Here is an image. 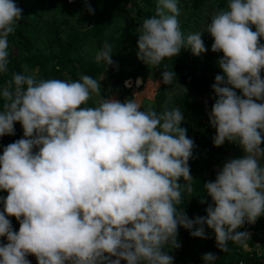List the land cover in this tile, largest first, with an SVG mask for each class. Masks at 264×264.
Listing matches in <instances>:
<instances>
[{
    "label": "clouds",
    "instance_id": "1",
    "mask_svg": "<svg viewBox=\"0 0 264 264\" xmlns=\"http://www.w3.org/2000/svg\"><path fill=\"white\" fill-rule=\"evenodd\" d=\"M179 14L178 0H156L155 15L137 29L136 55L153 67L182 47L199 55L206 51L201 31L213 38L211 51L223 53L217 61L223 75L211 85L212 142L236 141L245 155L225 162L203 185L214 207L194 219L177 211L182 192L193 190L187 163L193 141L180 126V108L143 111L134 99L101 97L98 80L88 75L38 80L25 66L0 88V136L14 134L16 121L23 128V138L0 154V190L7 192L0 197V237L7 241L0 244V264H30L29 253L37 264H173L163 249L180 246L178 225L201 238L207 225L222 250L229 240L248 239L234 230L264 215V102H257L264 101V0H227L226 10L187 35ZM20 19L15 0H0V73L8 71V37ZM111 52L105 42L96 62L111 65ZM174 81V72L161 73L163 84ZM93 94L99 102L81 107ZM181 177L187 183H178ZM8 216L17 219L18 231ZM201 258L216 259L211 252Z\"/></svg>",
    "mask_w": 264,
    "mask_h": 264
},
{
    "label": "trees",
    "instance_id": "2",
    "mask_svg": "<svg viewBox=\"0 0 264 264\" xmlns=\"http://www.w3.org/2000/svg\"><path fill=\"white\" fill-rule=\"evenodd\" d=\"M67 0H15L22 9V19L18 21L15 31L8 37L9 63L8 71L0 73V88L11 80L13 73H24L25 66L28 72L40 79L77 80L81 75H88L97 79L101 87L107 83L112 93H118L124 99H132L129 88L123 86L125 80L140 77L145 79L148 73H161L166 69L175 73L174 84L156 86L151 96L155 103L154 110L162 112L165 107L180 108L184 119L180 126L193 133L188 136L193 141L192 155L187 161L192 177V192H182L181 202L176 205L177 211L184 213L189 219L206 216L205 209L214 202L207 195L203 185L213 182L217 172L223 164L229 161L227 150L238 145L236 141H228L219 146L213 145L215 128L210 125L209 112L215 102L216 96L213 90L203 91L198 82L201 73H205L215 83L217 74L223 75L217 61L223 55L222 52H213L210 46L213 38L207 37L201 32L206 51L193 55L188 48H181L174 57H168L161 61L160 65L153 67L137 58V29L145 18L155 15L156 0H78L76 6L80 8V14L75 20L68 16L59 17L57 11H63L56 6L65 5ZM85 4L93 9L90 14ZM128 4V7L121 10ZM182 4L189 8L188 15L180 23V29L184 35L192 31H201L210 17L220 10L227 9V0H178V7ZM53 11V14H51ZM128 13L131 14L128 18ZM68 27L62 38L58 30ZM255 30L254 25H250ZM107 42L111 45V65L104 66L103 62L97 63L96 53ZM264 43V40H260ZM86 43H94L95 53L89 57L82 55ZM166 68V69H165ZM264 78V71L260 73ZM102 76L101 78H99ZM231 87V86H229ZM237 95H241L239 89H233ZM211 94L206 103L197 98L203 94ZM255 99V98H253ZM3 99L0 97V110ZM95 106L93 98L86 105ZM199 117L198 126L193 123L194 115ZM201 121V122H200ZM193 123V124H192ZM192 125V128H191ZM23 137V128L19 121L14 122V134L1 136L0 150L9 143ZM264 148V138L260 145ZM197 149H200L198 155ZM208 161L207 165L201 163ZM264 163V157H262ZM178 183H187L179 178ZM7 192L0 190V197H5ZM204 201L201 203V201ZM0 211L2 201H0ZM263 220L259 221L262 224ZM11 221L13 231H18L19 222L13 216L7 217ZM194 225L193 227H195ZM205 237L190 239L185 228L177 226L176 239L180 243L178 248H164L168 255H172L173 264H204L202 255L211 252L216 259L212 264H264L255 256H249L246 249L241 247L243 242L227 241L226 249L216 246L215 234L211 228L204 225ZM240 231V230H239ZM5 237H0V244L6 243ZM107 255V254H105ZM111 258V257H110ZM121 264H126L123 261Z\"/></svg>",
    "mask_w": 264,
    "mask_h": 264
},
{
    "label": "rangeland",
    "instance_id": "3",
    "mask_svg": "<svg viewBox=\"0 0 264 264\" xmlns=\"http://www.w3.org/2000/svg\"><path fill=\"white\" fill-rule=\"evenodd\" d=\"M77 1L78 0H67L66 1L67 3L65 5L60 4V5L56 6V9L57 8L63 9V11H60V12L57 11L56 12V15L59 16V17H62V16H66L68 14V16H69V18L71 20H75L76 18H78L79 14H80V8L76 6V2ZM127 7H128V4L125 5V7L122 8L121 10L123 11ZM179 9H180V14L177 17V19H178L179 24H180L183 21V19L188 15V13H189L190 10L184 4H182L179 7ZM51 14H53V11H52ZM130 16H131V14L128 13V18H130ZM204 27H203V29H204ZM67 28L68 27L65 26V28L63 27V28H61V29L58 30V34H59L60 38H62V36H64V34L66 33V30H68ZM201 32H204L207 37L209 36V33L207 31H201ZM192 33H194V31H192ZM188 49H190V48H188ZM94 53H95V51H94V43H86V45L84 47V52L82 53V55H86L87 57H89V56L93 55ZM155 74H156V76H154V77H155L156 80H152L151 77H153V76L150 75V73H148L146 75L145 79H144V82H143L144 85H141L140 88L138 89L139 91L137 92V95H139L138 97L141 98L140 99V102L141 101H144L145 99L146 100H149V101L152 100L151 96L153 95V92H154V90L156 88V85H157L154 81H157V83H159V84H160V81H161L160 80L159 73H155ZM101 77L102 76H100L99 78H101ZM131 79L133 80V82H129V83H130V87L131 86L133 87L131 89V92H132V90L135 89L134 87H136V80L134 78H131ZM125 81H128V80H125ZM125 81L123 82V86L125 88H127L128 86H125ZM104 84L105 85L103 87H101V90H100L101 97L116 99V100H119L121 102H123L125 100L124 99L125 97H122V96L120 97V95L118 93H112L109 84H107V83H104ZM101 97H97V96H95L93 94V96H91L90 98H93L94 99V102L95 103H98L99 100L101 99ZM209 98H212V95L211 94L209 95V94L205 93V94L201 95L200 97H198L197 99L200 100L202 103H206V101ZM134 100H136L138 102L137 97L134 98ZM141 103L143 105L142 106L143 111H146L144 109H147V110L149 109V106L150 105H146V104H149L148 101L141 102ZM199 117H201V115H197L196 114V115L193 116V123L196 122L197 126H198V122H199ZM191 128H192V125H191ZM184 129H186V136L188 137V136H190L193 133L194 127H193L192 130H189L188 129V125H185L184 126ZM197 151H198V155H199L201 150L200 149H197ZM208 163H209L208 161H204L201 164L202 165H207ZM183 181H184V179H183Z\"/></svg>",
    "mask_w": 264,
    "mask_h": 264
},
{
    "label": "crops",
    "instance_id": "4",
    "mask_svg": "<svg viewBox=\"0 0 264 264\" xmlns=\"http://www.w3.org/2000/svg\"><path fill=\"white\" fill-rule=\"evenodd\" d=\"M150 75H152L153 77H151L152 78V80H156L155 79V77L154 76H156V74L154 73H150ZM137 78H140V77H136V78H134L135 80H137ZM140 80H141V83L140 84H138L137 85V83H136V87H134L135 89L134 90H132V92H131V89L133 88L132 86L130 87V86H128L127 88H129V93L130 94H132V96H133V98L132 99H134V98H136L137 97V100H138V103L140 104V106H141V109L140 110H143V108H142V103L141 102H145V101H148L149 102V104H146V105H150L149 106V108L151 107V109H154V107H155V103L153 102V100H144V101H141L140 102V97H138L139 95H137V92L139 91L138 89L140 88V86L141 85H144L143 84V82H144V80L142 81V79L140 78ZM128 81L129 82H133V80L132 79H128ZM157 85H159V83H157V81H154ZM156 85V86H157ZM151 102V103H150ZM258 103L259 102H264V101H257ZM145 105V104H144ZM147 107V106H146ZM144 110H146L147 111V109H144ZM262 138H264V133H262ZM227 154H228V156H229V160H231V159H235V158H241V157H243L244 155H245V153H244V151H243V148H242V146L240 145V144H238V145H235V146H233V147H231L230 149H228L227 150ZM259 163L261 164V166H264V163L262 162V157L259 159ZM7 195V194H6ZM6 197V196H5ZM2 210H3V205H2ZM262 221L263 220V216L261 215L260 217H258L257 219H256V221L254 222V223H250V225H252L253 226V228H254V230H253V234H252V236H251V238L247 241V242H242L241 243V247L243 248V249H247V247L249 246V244L251 243V240L253 239V240H258L259 242H260V244H261V248L264 250V222H262V224L261 223H259V221ZM26 259H28L29 261H30V264H37V261H36V258H35V256L33 255V254H27L26 255ZM66 264H67V262H66Z\"/></svg>",
    "mask_w": 264,
    "mask_h": 264
},
{
    "label": "built area",
    "instance_id": "5",
    "mask_svg": "<svg viewBox=\"0 0 264 264\" xmlns=\"http://www.w3.org/2000/svg\"><path fill=\"white\" fill-rule=\"evenodd\" d=\"M0 141H1V136H0ZM0 154H1V150H0ZM196 227V226H195ZM195 227H193V230L195 229ZM186 232L188 233V236L190 239H193L195 236H192L190 234V230L185 229ZM244 231L248 233V239L244 240V242H247L252 234H253V226L250 225V223L245 222L243 225H241L239 228L235 229L234 231ZM181 242H179L180 244ZM246 252L249 254V256H255L257 260L262 261L263 255H264V250L261 248V244L258 240H251V243L249 244V246L246 249ZM172 256V255H171ZM116 257H111L110 259H115ZM124 260L121 259L120 260V264L123 262ZM239 264H242V261L239 262Z\"/></svg>",
    "mask_w": 264,
    "mask_h": 264
},
{
    "label": "water",
    "instance_id": "6",
    "mask_svg": "<svg viewBox=\"0 0 264 264\" xmlns=\"http://www.w3.org/2000/svg\"><path fill=\"white\" fill-rule=\"evenodd\" d=\"M198 82L201 85V89L203 91H209V90H213L211 85L213 84L211 79L205 74V73H201L198 77ZM38 150V146H34L32 151L33 153H35Z\"/></svg>",
    "mask_w": 264,
    "mask_h": 264
}]
</instances>
